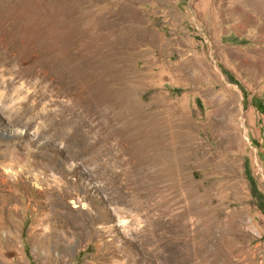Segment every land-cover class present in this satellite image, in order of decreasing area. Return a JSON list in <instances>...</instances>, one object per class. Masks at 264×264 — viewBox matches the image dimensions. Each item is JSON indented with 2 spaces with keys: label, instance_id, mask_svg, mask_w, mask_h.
<instances>
[{
  "label": "rangeland",
  "instance_id": "374dc122",
  "mask_svg": "<svg viewBox=\"0 0 264 264\" xmlns=\"http://www.w3.org/2000/svg\"><path fill=\"white\" fill-rule=\"evenodd\" d=\"M248 171L264 0H0V264H264Z\"/></svg>",
  "mask_w": 264,
  "mask_h": 264
},
{
  "label": "bare ground",
  "instance_id": "6f19581e",
  "mask_svg": "<svg viewBox=\"0 0 264 264\" xmlns=\"http://www.w3.org/2000/svg\"><path fill=\"white\" fill-rule=\"evenodd\" d=\"M18 121H23V123L27 126H30V124L33 122L32 119L28 118L26 121H24V116L23 115H19L18 116ZM25 135V134H24ZM21 149L23 150V146L21 147ZM20 150V149H19ZM21 151V150H20ZM24 151V150H23ZM31 151L29 149H27L25 152H19L17 151V154L15 156V159L17 161L23 160L24 162L26 161V163L30 166L35 162V159L33 158V154H30ZM20 159V160H19ZM38 159V158H37ZM23 162V163H24ZM35 164V163H34ZM28 166V167H29ZM31 167V166H30ZM32 168V167H31ZM24 170V168H23Z\"/></svg>",
  "mask_w": 264,
  "mask_h": 264
},
{
  "label": "trees",
  "instance_id": "16d2710c",
  "mask_svg": "<svg viewBox=\"0 0 264 264\" xmlns=\"http://www.w3.org/2000/svg\"><path fill=\"white\" fill-rule=\"evenodd\" d=\"M246 175H247V178L250 182L251 192H252L253 196L258 198L259 206H261L260 208H263L264 206H262V205L264 203V200L261 198L262 196H260V194L257 193V187H256L255 180H254L253 176L251 175V173L249 171L246 173Z\"/></svg>",
  "mask_w": 264,
  "mask_h": 264
}]
</instances>
